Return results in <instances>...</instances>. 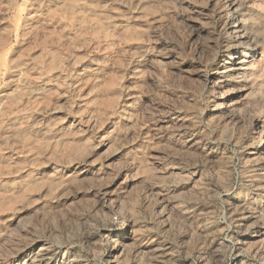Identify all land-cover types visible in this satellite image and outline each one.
<instances>
[{
	"label": "rangeland",
	"instance_id": "374dc122",
	"mask_svg": "<svg viewBox=\"0 0 264 264\" xmlns=\"http://www.w3.org/2000/svg\"><path fill=\"white\" fill-rule=\"evenodd\" d=\"M0 264H264V0H0Z\"/></svg>",
	"mask_w": 264,
	"mask_h": 264
},
{
	"label": "bare ground",
	"instance_id": "6f19581e",
	"mask_svg": "<svg viewBox=\"0 0 264 264\" xmlns=\"http://www.w3.org/2000/svg\"><path fill=\"white\" fill-rule=\"evenodd\" d=\"M234 27H238L237 25H234ZM240 28V27H239Z\"/></svg>",
	"mask_w": 264,
	"mask_h": 264
}]
</instances>
